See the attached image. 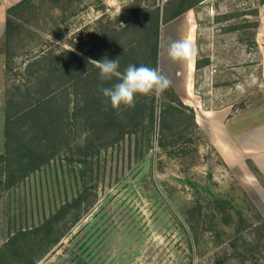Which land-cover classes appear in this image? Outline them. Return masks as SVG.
Listing matches in <instances>:
<instances>
[{
	"label": "rangeland",
	"instance_id": "rangeland-1",
	"mask_svg": "<svg viewBox=\"0 0 264 264\" xmlns=\"http://www.w3.org/2000/svg\"><path fill=\"white\" fill-rule=\"evenodd\" d=\"M153 1L119 0L117 15L103 0H33L12 16L14 33L0 39V154L9 147L10 97L20 100L18 109L55 89L54 103L70 100L73 119L65 137L27 117L8 128L22 142L16 151L34 137L40 143L34 160L15 157L19 165L0 171V248L21 228L56 212L58 220L50 242H36L29 252L33 237L18 236L0 264H28L33 257L35 264H264V0L194 6L199 52L209 61L184 102L194 111L162 117L168 88L158 97L153 131L143 121L134 133H97L96 119L83 126L84 81L73 78L69 91L56 90L55 57L65 49L82 55L85 40L121 21L129 22L123 38L131 37ZM168 4L169 11L177 2ZM64 55L78 70L70 62L75 58ZM38 57L47 71L29 76L27 64ZM29 163L38 166L24 175ZM64 205L68 210L60 211Z\"/></svg>",
	"mask_w": 264,
	"mask_h": 264
},
{
	"label": "trees",
	"instance_id": "trees-1",
	"mask_svg": "<svg viewBox=\"0 0 264 264\" xmlns=\"http://www.w3.org/2000/svg\"><path fill=\"white\" fill-rule=\"evenodd\" d=\"M33 0H19L13 5L9 6L7 9V15L5 20V31L4 35L7 38H10L14 33L15 28L17 27L16 22L13 19V15L16 14L19 8L24 7L31 3ZM59 1V0H54ZM69 1H80V0H69ZM203 0H193L189 3H186L185 0H166L165 5H161V1L155 0L152 2L151 6L146 10L149 14L147 18L139 17V25L140 31L136 34H132L131 37L123 38L124 33L129 29L128 21H121L119 26L116 25L114 27V31L111 29L107 30L104 35L97 37V32L94 36L85 40L84 43L87 45L83 50V54L79 55L77 52L71 49H65L61 56L55 57V66L54 70H60V80L56 86V90H60L62 92L68 90L70 87V83L73 81L72 79H82L84 81V85L81 93V103L84 104L82 108L85 109V113L82 117L85 119L83 126H87L88 119H96L95 124L93 125V129L95 132L106 131L107 133H111L114 130L121 128L120 134L126 135L128 133H134L137 130V124H143V121H148L152 125V131L155 128L156 121V111H157V101L158 98L154 95L136 96L135 107L126 108L124 106L121 107L120 110L113 109L110 103H105V97H103L100 92L101 87H110L112 84L118 82L117 78H113L111 81H102L99 76V69L89 62V60H101L104 57H107L110 60H114L119 58V62L122 64L119 65V71L121 73L124 72L126 67L130 64L140 66L145 65L148 67L158 68L159 62V50H160V25L162 22H168L169 20L177 17L178 15L185 12L187 9L192 8L199 4ZM168 2H177V5L174 9L169 7V11L166 6H168ZM186 3V4H185ZM138 30V27L137 29ZM108 31H112L111 33ZM68 53L70 56L75 58L74 60L70 59V62L74 61L78 63L77 68H70L64 59V54ZM42 57V56H41ZM35 58L31 60L28 65V73L29 76L35 75L37 72L40 73L42 67L40 66V58ZM44 57V56H43ZM61 62V63H60ZM209 61L204 62L203 58L197 60V66H203L208 64ZM77 70V71H75ZM159 70V69H158ZM42 71H47L42 69ZM43 81H47L44 86L48 87L51 80L48 78V74H44ZM55 89H51L41 97L32 96L29 103L24 105H20L18 109L16 105L20 101L17 100L16 97L8 98V106L9 110L7 111L6 122H7V136L9 147L5 153L0 154V158L4 160V166L0 167V171L7 172L10 167L15 165L14 163L20 164L21 158L30 157L29 162L34 160L35 155L38 154L36 152V147L40 143L38 139L32 138L30 144L27 145L23 150L14 149L15 145H21V140L13 135L11 137L10 131L8 128L12 129V125L18 120L22 118H31L33 122H39L38 127H43L44 129L49 131V128L57 127L58 130L61 131V135L65 137L66 132L71 131V110L72 105L70 100H66L61 105L54 103V96L56 91ZM19 90H17L18 92ZM169 96L167 102H162V117L165 113H170L172 115L176 114H185L186 111H194L192 106H189L184 103L178 93L175 91L172 85H170L169 90L167 91ZM21 93V91H19ZM16 99V100H15ZM79 102V104H80ZM165 103V104H164ZM43 107L50 111L47 116L44 114H39V110H43ZM191 117L193 119L194 124L197 126V122L195 119V113L192 112ZM117 127V128H116ZM12 132V131H11ZM68 132V133H69ZM102 133V132H101ZM15 143V144H14ZM16 158H19L20 161H17ZM38 165H32L31 163L22 167L24 171L27 169L24 175L28 174L31 169L36 168ZM30 170V171H29ZM12 171L6 173V175H11ZM1 181V180H0ZM72 205V202L70 203ZM68 205L62 206L60 211L68 210ZM59 211V212H60ZM58 220V212L54 213L50 217H48L44 222L39 223L36 226L31 227L30 229L21 228L18 232L14 233L10 239L7 241H14L21 237H33L32 242L29 244L28 250L29 252H33L38 243L42 244L45 240H49L50 236L56 225H52L53 222H57ZM45 227V228H44ZM262 232H264V223L261 226ZM46 229L48 233L42 235V231ZM39 234V236H37ZM261 239V238H260ZM4 244L0 248V260L2 258V253L4 248L8 244ZM257 246H261V243H257ZM43 250L44 247H41ZM36 259L33 257L28 264H35Z\"/></svg>",
	"mask_w": 264,
	"mask_h": 264
},
{
	"label": "crops",
	"instance_id": "crops-1",
	"mask_svg": "<svg viewBox=\"0 0 264 264\" xmlns=\"http://www.w3.org/2000/svg\"><path fill=\"white\" fill-rule=\"evenodd\" d=\"M18 1L0 0V39L5 31L7 9ZM103 2L114 7L115 10H118L120 5L119 0H103ZM116 12L115 14L119 15L122 11ZM92 21L93 19H90L89 24ZM90 29L95 28L90 26ZM199 36V25L194 7L160 25L158 69L170 80L171 85L184 102L190 100V95L196 92L198 73L204 69V65L197 66V60L203 58L199 52L201 48L198 42ZM177 42L185 44L186 47L177 48L173 55L172 45Z\"/></svg>",
	"mask_w": 264,
	"mask_h": 264
},
{
	"label": "clouds",
	"instance_id": "clouds-1",
	"mask_svg": "<svg viewBox=\"0 0 264 264\" xmlns=\"http://www.w3.org/2000/svg\"><path fill=\"white\" fill-rule=\"evenodd\" d=\"M186 47L185 44L177 42L172 45V53L175 55L177 48ZM90 63L99 69V76L102 81H111L117 78L118 82L110 87H101L100 92L105 97V103L120 110L135 107L136 96L154 95L160 97L171 85L170 80L163 75L158 68L145 65H128L123 73L119 69V58L110 60L104 57L101 60H89Z\"/></svg>",
	"mask_w": 264,
	"mask_h": 264
}]
</instances>
